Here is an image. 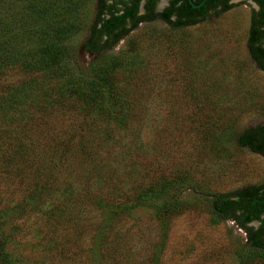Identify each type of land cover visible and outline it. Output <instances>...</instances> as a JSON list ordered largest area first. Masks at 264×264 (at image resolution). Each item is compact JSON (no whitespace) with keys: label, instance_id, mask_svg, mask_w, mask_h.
<instances>
[{"label":"rangeland","instance_id":"obj_1","mask_svg":"<svg viewBox=\"0 0 264 264\" xmlns=\"http://www.w3.org/2000/svg\"><path fill=\"white\" fill-rule=\"evenodd\" d=\"M2 3L5 23L15 29L20 5ZM62 3L47 40L72 51L66 67L44 78L12 63L11 55L23 51L0 58V219L11 264H239L245 232L231 219L212 222L208 205L214 194L264 182V157L237 142L240 131L264 125V72L246 44L256 6L230 0L228 10L177 28L159 19L141 22L94 54L83 43L96 0ZM90 74L113 78L128 101L122 111L131 116L123 129L110 125L111 137L97 149L94 163L108 178L91 187L95 197L130 205L139 188L176 178L167 195L188 206L163 218L150 206L125 208L113 219L79 192L80 207L70 213L76 228L56 226L34 210L29 194L38 160L49 157L54 140L86 133L92 124L91 113L66 90ZM17 149L28 157L11 156ZM83 159L72 158L69 176L59 169L81 189L88 182L76 175Z\"/></svg>","mask_w":264,"mask_h":264},{"label":"trees","instance_id":"obj_2","mask_svg":"<svg viewBox=\"0 0 264 264\" xmlns=\"http://www.w3.org/2000/svg\"><path fill=\"white\" fill-rule=\"evenodd\" d=\"M62 1L11 0L20 5V16H18L17 27L14 29L5 23V8L3 0H0V58L5 56L6 51H23L20 55L18 53L11 55L12 63L15 66L18 65L24 72L42 73L44 78H51L57 69L66 67L71 59L72 51L55 41L47 40V35L53 30L51 21L63 14ZM156 1L96 0V12L88 36L83 43L84 49L89 53L99 54L115 45L141 22L161 19L169 26L177 28L195 24L204 20L211 12H223L231 7L230 0H204L203 2L202 0H191L192 2L172 0L163 12H154ZM251 1L256 4V8L251 12L246 44L250 56L264 72V0ZM142 2L144 12L139 13ZM198 4L200 5L196 6ZM171 14H175V20L170 18ZM66 90L76 97V103L81 109L91 113L88 115L91 117L92 124L86 133L78 135L72 133L54 140L53 151L49 157L38 160L37 166L33 169L36 179L29 194L30 200L36 204L33 205L34 210L42 211L56 226L76 228L78 223L70 213L78 206L80 207V201L77 199L79 192L83 194L84 201L89 204L97 206L103 204L113 219L125 208L150 206L154 215L163 218L165 214L180 211L188 206V203L170 199L167 195L176 184H179L176 178H163V182L158 181V183L139 188L134 191V201L130 205L121 203L122 200L111 195L105 197L104 201L96 198V189L93 192L91 187L98 186L108 178L102 176V169L94 163L97 149L107 143L111 137L110 125L113 128L123 129L131 119L130 113L122 111L123 106L128 105V101L118 95L120 92L116 83L107 75L90 74L83 77L80 75L76 82L67 84ZM98 125L103 126L102 130H98ZM237 142L264 157V125L240 131ZM57 153L59 155L55 157ZM14 155L22 159L28 157L25 151L19 152L18 149L14 150L11 156ZM74 156L84 158L81 171L76 174L88 181L83 189L79 187L80 183L64 178L75 171L71 164ZM86 167L89 168L87 173H85ZM59 169L66 172L63 178ZM46 202L48 205L41 207V204ZM208 212L212 222L218 223L231 219L245 232L246 246L243 251L237 253L239 264H264V182L245 186L230 193L212 195ZM254 222L257 224L253 225ZM2 225L3 222L0 219V264H11L6 250L7 239L1 229ZM113 227L114 224L111 223L107 231ZM60 242V240L57 242L53 240L54 245ZM64 251L65 249H61V256L64 255ZM109 257L113 258L110 255Z\"/></svg>","mask_w":264,"mask_h":264},{"label":"flooded vegetation","instance_id":"obj_3","mask_svg":"<svg viewBox=\"0 0 264 264\" xmlns=\"http://www.w3.org/2000/svg\"><path fill=\"white\" fill-rule=\"evenodd\" d=\"M159 1H160V0H157L156 3H155V5H154V8H153V11H154V12H163V11L165 10V8L168 7V6L170 5V2H171L172 0H166V1H165V5H164L161 9H158V7H157ZM189 1L192 2L191 0H189ZM229 2H230V1H229ZM193 5H194V4H193ZM196 6H199V5H196ZM142 12H144L143 2L140 4V9H139V13H142ZM170 18H171L172 20H175V19H176L175 14H171ZM159 20H161V19H159ZM161 21H163V20H161ZM163 22H164V21H163ZM165 23H166V22H165ZM254 62H255V64H257V62H256L255 60H254Z\"/></svg>","mask_w":264,"mask_h":264},{"label":"water","instance_id":"obj_4","mask_svg":"<svg viewBox=\"0 0 264 264\" xmlns=\"http://www.w3.org/2000/svg\"><path fill=\"white\" fill-rule=\"evenodd\" d=\"M203 1H204V0H202V2H203ZM202 2H201V3H202ZM251 2H252V1H251ZM201 3H200V4H201ZM252 3L256 6V4H255L254 2H252ZM200 4H198V5H200ZM254 224H257V223L254 222Z\"/></svg>","mask_w":264,"mask_h":264}]
</instances>
